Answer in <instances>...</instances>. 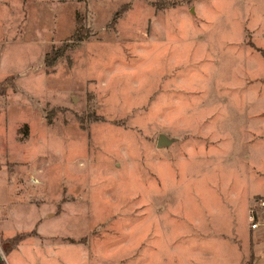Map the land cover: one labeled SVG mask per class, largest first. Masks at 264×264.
<instances>
[{
  "label": "rangeland",
  "instance_id": "1",
  "mask_svg": "<svg viewBox=\"0 0 264 264\" xmlns=\"http://www.w3.org/2000/svg\"><path fill=\"white\" fill-rule=\"evenodd\" d=\"M261 52L264 0H0V262L264 264Z\"/></svg>",
  "mask_w": 264,
  "mask_h": 264
},
{
  "label": "trees",
  "instance_id": "2",
  "mask_svg": "<svg viewBox=\"0 0 264 264\" xmlns=\"http://www.w3.org/2000/svg\"><path fill=\"white\" fill-rule=\"evenodd\" d=\"M89 32L90 29L86 25H83L81 17H75V27L71 34L65 37V39L62 40L58 45L51 46L50 49L44 53L43 64L45 66H51L57 60V58L63 55L66 50L72 48L73 46L77 45L80 41L85 39L89 35ZM261 53L264 56V53ZM13 86V76L7 75L3 78V80L0 81V95L3 94L7 88ZM46 121L49 123L50 117H46ZM31 234L32 233L21 231L6 238L1 243V247L4 253H8L10 250H12L25 235ZM2 263L3 261L0 262V264Z\"/></svg>",
  "mask_w": 264,
  "mask_h": 264
},
{
  "label": "crops",
  "instance_id": "3",
  "mask_svg": "<svg viewBox=\"0 0 264 264\" xmlns=\"http://www.w3.org/2000/svg\"><path fill=\"white\" fill-rule=\"evenodd\" d=\"M15 88H17L16 85H15ZM23 123L27 124V122H23ZM25 127H26V125H25ZM27 130L28 129L25 128L24 132L26 133ZM15 131L16 130H14V132ZM6 159H7V161H9L8 158H5V160ZM14 177L15 176L12 175L11 170H9L7 167H2V165H0V195H3V196L5 195V198H6L7 203H9L10 202V199H12L13 197H19V200H20V196L22 194V192L19 191L17 188L15 190V187L16 186H14L13 190H11V185L13 183V178ZM6 227H7V216H6L5 213H2V214H0V233H2L3 231H5ZM17 245H16V247H17ZM16 247L13 248L12 250L16 249ZM12 250H10V251H12ZM237 264H239V262H237Z\"/></svg>",
  "mask_w": 264,
  "mask_h": 264
},
{
  "label": "built area",
  "instance_id": "4",
  "mask_svg": "<svg viewBox=\"0 0 264 264\" xmlns=\"http://www.w3.org/2000/svg\"><path fill=\"white\" fill-rule=\"evenodd\" d=\"M31 180V179H30ZM255 203L248 207L247 210V220H248V228H256L259 221L256 220L257 212L261 211L264 208V197H257L254 199ZM261 209V210H260ZM1 260L3 257V253L0 250Z\"/></svg>",
  "mask_w": 264,
  "mask_h": 264
},
{
  "label": "water",
  "instance_id": "5",
  "mask_svg": "<svg viewBox=\"0 0 264 264\" xmlns=\"http://www.w3.org/2000/svg\"><path fill=\"white\" fill-rule=\"evenodd\" d=\"M163 139H164L163 136H158L157 143L158 144L161 143ZM0 261H1V255H0Z\"/></svg>",
  "mask_w": 264,
  "mask_h": 264
},
{
  "label": "bare ground",
  "instance_id": "6",
  "mask_svg": "<svg viewBox=\"0 0 264 264\" xmlns=\"http://www.w3.org/2000/svg\"><path fill=\"white\" fill-rule=\"evenodd\" d=\"M33 182H36V180H33Z\"/></svg>",
  "mask_w": 264,
  "mask_h": 264
}]
</instances>
